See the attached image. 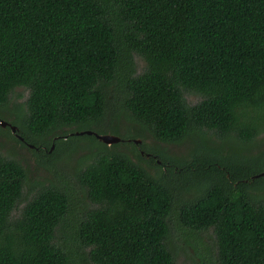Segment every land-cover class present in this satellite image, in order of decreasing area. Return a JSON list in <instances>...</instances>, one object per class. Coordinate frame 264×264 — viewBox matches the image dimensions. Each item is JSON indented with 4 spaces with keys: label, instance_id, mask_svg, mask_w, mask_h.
Masks as SVG:
<instances>
[{
    "label": "trees",
    "instance_id": "trees-1",
    "mask_svg": "<svg viewBox=\"0 0 264 264\" xmlns=\"http://www.w3.org/2000/svg\"><path fill=\"white\" fill-rule=\"evenodd\" d=\"M134 55L145 62L141 74ZM111 86L120 93L113 107L156 140L195 138L194 172L183 182L154 177L117 150L125 137L108 145L78 133H100ZM17 88L28 90L26 113L0 116L17 128L0 126L8 142L24 146L20 136L43 153L87 150V138L103 146L76 173L94 207L74 235L93 264H176L172 214L213 236L218 264H264L263 171L249 156L206 144L210 135L251 144L264 133V0H0L1 109L22 97ZM185 92L201 100L190 105ZM45 134L53 137L40 145ZM139 146L149 154L139 158L170 164ZM26 178L0 150V264H76L56 240L71 212L68 192L39 183L27 198Z\"/></svg>",
    "mask_w": 264,
    "mask_h": 264
},
{
    "label": "rangeland",
    "instance_id": "rangeland-1",
    "mask_svg": "<svg viewBox=\"0 0 264 264\" xmlns=\"http://www.w3.org/2000/svg\"><path fill=\"white\" fill-rule=\"evenodd\" d=\"M134 62V74H141L145 69V62L137 55H134ZM17 90H22V97L12 98L5 107L0 108V116L9 121L16 118L20 119L26 113L25 100L28 96V90L22 88H17ZM184 95L190 105L201 100V96L195 93L185 92ZM119 96L120 93L114 90L112 86L108 89L109 106L104 112L105 119L95 127L100 132L98 134L125 137L127 142H119L115 146L117 150L126 153L132 161L138 163L154 177L162 176L167 181L183 182L182 178L187 170L190 173L194 172L192 170L194 167L188 166V162L193 161L195 138L187 136L181 142L156 140L141 124L122 109L113 107L118 105ZM2 129L4 130V128ZM59 132L61 131H57L55 136L59 135ZM132 135H135V138ZM52 137L49 134L42 135L39 137L42 139L39 142L40 145L43 144L42 141L49 142ZM134 139H139L140 143L135 144L133 141H128ZM80 140L88 144V151L74 149V151L66 153V150H70L71 146L62 150L53 145L50 152L43 153L44 151H39V149L33 151L30 147H24L17 142H8L6 138L0 135V150L4 155L18 160L26 169L27 178L24 192L27 198L38 189L39 183L54 184L65 188L70 196L69 211L71 212L66 216L62 227H59L56 240L64 247L72 249L76 264H93L88 258L89 249L81 246L80 242L75 240L74 235L75 227L84 216L83 214L94 207V203L87 198L86 191L79 184L76 173L80 169V164L84 165L89 161L88 158H85L87 152L94 154L97 149L103 146L100 141H93L89 138ZM206 142L210 148L219 150L220 155L238 152L244 155L243 157L249 156V158L254 159V165L259 166V170L264 171V133L260 134L251 144H242L232 140L224 141L214 135H210ZM139 145L150 152L158 151L163 154L170 164L167 167L162 165L157 167L148 162L147 158H139ZM41 149L43 150V147ZM52 151H54L53 154H50ZM258 153L260 154L256 155ZM81 159L84 161L80 163ZM194 193L192 189L181 192L177 196L176 207H178L179 201L190 199ZM15 215H18V211ZM169 224L170 233L167 245L174 255L176 264H218L216 259L217 248L212 235L207 231L197 233L187 228L176 214H172Z\"/></svg>",
    "mask_w": 264,
    "mask_h": 264
},
{
    "label": "water",
    "instance_id": "water-1",
    "mask_svg": "<svg viewBox=\"0 0 264 264\" xmlns=\"http://www.w3.org/2000/svg\"><path fill=\"white\" fill-rule=\"evenodd\" d=\"M0 126L2 127H5V126H10L12 132H15L17 131V128L16 126L10 124L9 122L3 120L0 118ZM79 134H83V133H86V134H94L95 137H97V139L101 140L103 143L105 144H108V145H111L113 143H117L118 141H120L121 139L117 136H114V135H110V134H98L92 130H84V131H79L78 132ZM21 140H22V137L18 136ZM134 142L136 143H139L140 141L138 139H134L133 140ZM30 147H32V145H30ZM259 175H264V171L257 174L256 176H259Z\"/></svg>",
    "mask_w": 264,
    "mask_h": 264
},
{
    "label": "flooded vegetation",
    "instance_id": "flooded-vegetation-1",
    "mask_svg": "<svg viewBox=\"0 0 264 264\" xmlns=\"http://www.w3.org/2000/svg\"><path fill=\"white\" fill-rule=\"evenodd\" d=\"M20 141L23 143L24 147H29L28 143L24 142L23 140H20ZM138 148H139L140 154H142L143 156H146L147 157V155H149L147 153H144V151L140 149V146H138ZM33 149L34 150H38L37 147L36 148L34 147Z\"/></svg>",
    "mask_w": 264,
    "mask_h": 264
}]
</instances>
